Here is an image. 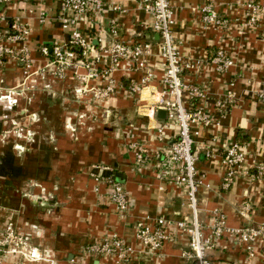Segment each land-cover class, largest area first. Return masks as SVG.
Segmentation results:
<instances>
[{
    "label": "crops",
    "instance_id": "1",
    "mask_svg": "<svg viewBox=\"0 0 264 264\" xmlns=\"http://www.w3.org/2000/svg\"><path fill=\"white\" fill-rule=\"evenodd\" d=\"M171 2L172 30L183 63L195 64L184 68V78L194 84L208 82L212 109L227 88L236 95L218 123L194 138L202 181L199 220L207 227L212 211L219 210L232 228L264 230V175L258 174L264 164V101L259 98L264 91V27L247 23L238 0ZM211 2L229 18L226 27L218 29L203 22L202 6ZM64 15L73 17L72 12L62 11L61 0H0V16L4 17L0 32H13L11 23L30 29L28 44L36 69L50 61L40 45L67 44L76 29L89 43L87 55L80 58L92 62L98 71L112 64L111 57L102 52L114 41L149 44L146 58L154 76L142 92L133 93L131 87L140 83L146 71L124 62L112 74L119 84L115 94L98 101H79L74 91L82 81L72 72L61 79L35 75L34 83H25L17 61L0 65V86L6 90L24 87L11 110L0 104V233L12 223L44 257L32 262L7 254L0 264H197L183 256L189 241L180 232L157 253L146 250L134 236L139 221L154 224L160 216L180 221L193 215L186 190L173 182L175 173L168 161L178 126L163 109L154 115L151 110L163 89L165 69L161 38L152 29L151 17L138 0H108L102 13H90L74 25L65 26L60 20ZM112 25L116 34L111 32ZM220 50L234 60L223 73L213 63ZM79 71L86 73L84 67ZM90 82L105 84L102 79ZM235 141L241 143L244 170L225 188L223 157ZM132 144L146 150L144 163L137 162V148ZM111 173L128 192L125 214L110 201L108 187L96 184V174ZM114 234L138 252L120 262L117 256L87 250ZM254 252L248 256L241 246L224 239L207 253L213 264H264L263 238L255 242Z\"/></svg>",
    "mask_w": 264,
    "mask_h": 264
},
{
    "label": "built area",
    "instance_id": "2",
    "mask_svg": "<svg viewBox=\"0 0 264 264\" xmlns=\"http://www.w3.org/2000/svg\"><path fill=\"white\" fill-rule=\"evenodd\" d=\"M28 1V0H25ZM143 9L152 19L151 26L155 33L161 38L160 51L165 60L164 76L162 79L163 89L155 98L154 106L151 107L153 115L157 109H163L170 120L178 126V137L170 147L168 161L174 170L173 182L186 190L189 206L192 209V218L185 217L180 221H172L163 216L157 218L154 224L139 221L135 226L134 236L136 240L152 253L159 252L166 241L177 239L178 232L188 237L189 249L183 252V256L197 264H213L208 256V251L220 240L228 239L232 243L241 246L248 256L254 255V244L258 238L264 240V230L254 226L232 228L227 224L226 215L214 210L211 213L212 222L205 227L198 216V192L201 179L198 175V156L193 150L194 138L204 128H209L218 123L222 114L226 113L235 100L236 95L232 88H227L224 98L214 100L213 109L208 105V82L194 84L184 77V68L194 67L195 64L183 63L181 51L176 44L172 25L175 22L174 11L171 0H138ZM217 1V0H211ZM243 7L246 21L251 26L264 27V4L260 0H238ZM108 0H61L63 12L70 11L73 17L61 16V22L67 26L76 24L87 19L89 14L102 13ZM202 20L209 26L224 28L230 20L227 16L217 11L215 3H207L202 6ZM4 20V17L0 16ZM13 32L4 34L0 32V65L7 60L17 61L21 68L25 83L36 79L39 75L42 79L51 75L55 78H63L67 72H72L81 81L82 85L74 91L76 99L82 101L91 99L93 101L103 100L115 94L119 84L112 76L113 72L121 67L124 62H129L137 70L146 71L140 83L131 87L133 93L142 92L154 76V70L150 68L146 58L149 44L127 42L123 40L114 41L112 45L103 50V56L109 55L112 64L98 71L90 61H84L75 51L81 49L83 57L87 55L89 43L80 30L76 29L67 44H56L49 48L45 44L40 45V51L50 57L47 66L35 68V62L31 56L28 44L30 29L17 23H11ZM111 32L117 33L115 25L111 26ZM24 41L21 45L18 42ZM27 42V43H26ZM215 68L219 72H226L233 66L234 60L223 50H220L213 58ZM85 68L86 73H80V68ZM102 79L104 85L91 84L92 80ZM34 84L32 85V87ZM0 86V104L9 110L18 104L20 96L23 95L24 87H13L5 89ZM259 98L264 101V91L259 93ZM199 101V103L197 102ZM163 128L159 130L162 134ZM21 135V134H20ZM30 136V134H27ZM137 148L136 160L138 163L146 161L143 147ZM211 151L206 155L211 156ZM244 153L241 143L238 141L227 149L223 157L225 168L223 185L229 188L234 184L242 169ZM258 174L264 175V164L259 166ZM96 184H105L108 188L110 201L115 205L120 214L129 210V195L121 181H118L113 173L94 176ZM99 189V187H97ZM28 238L21 235L12 223L7 224L0 233V261L7 254L24 256L28 261L38 262L43 260L42 254L37 247L30 246ZM87 250L97 255L117 256L120 262L127 261L138 250L128 241L117 234L105 237L100 242L88 246Z\"/></svg>",
    "mask_w": 264,
    "mask_h": 264
},
{
    "label": "trees",
    "instance_id": "3",
    "mask_svg": "<svg viewBox=\"0 0 264 264\" xmlns=\"http://www.w3.org/2000/svg\"><path fill=\"white\" fill-rule=\"evenodd\" d=\"M75 51L77 52L78 56L81 57V49L76 48Z\"/></svg>",
    "mask_w": 264,
    "mask_h": 264
},
{
    "label": "water",
    "instance_id": "4",
    "mask_svg": "<svg viewBox=\"0 0 264 264\" xmlns=\"http://www.w3.org/2000/svg\"><path fill=\"white\" fill-rule=\"evenodd\" d=\"M160 111H161V110H160ZM1 126H2V125H1V123H0V129H1Z\"/></svg>",
    "mask_w": 264,
    "mask_h": 264
}]
</instances>
